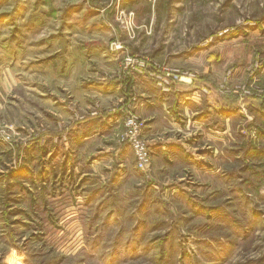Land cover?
<instances>
[{"label": "rangeland", "instance_id": "obj_1", "mask_svg": "<svg viewBox=\"0 0 264 264\" xmlns=\"http://www.w3.org/2000/svg\"><path fill=\"white\" fill-rule=\"evenodd\" d=\"M68 18L80 45L107 47L96 60L146 56L191 80L185 146L141 171L84 142L78 83L37 65L66 60L49 41ZM0 264H264V0H0Z\"/></svg>", "mask_w": 264, "mask_h": 264}, {"label": "crops", "instance_id": "obj_2", "mask_svg": "<svg viewBox=\"0 0 264 264\" xmlns=\"http://www.w3.org/2000/svg\"><path fill=\"white\" fill-rule=\"evenodd\" d=\"M69 22H72L70 18L66 22L69 28H65L67 31L62 32L64 36L55 34L56 36L53 35L49 41L53 49L60 51L59 54L62 50L65 52L63 55L67 56L66 60L59 63L57 59H53L37 65L52 66L54 74L51 76L54 81L78 83L76 85L78 90L74 91V99L71 101L72 104L69 101V105L77 113L78 111L83 112L80 116L83 120L74 121V126L80 125L81 130L86 131L83 135L84 142L96 140V136H100L101 142L107 141L108 148H105L106 151L103 154L109 153L110 155L112 150V155L118 161L126 155L124 153L126 152L131 156V161L135 162L134 152L129 145L115 143V135L124 125L126 107L132 106L146 121L145 137L154 159L175 147L185 146L184 141L191 136V127L200 123L196 117L198 112H194L193 109V107H199L200 99L190 93L191 88L184 87L182 84H190L191 80L182 78L178 81L174 80L177 83L173 91L162 93L153 79L146 75L130 77L122 75L119 70L122 62L117 59L118 56L106 51L101 54L105 60L102 59L104 63L96 60L87 51L89 49L103 51L107 50V47L93 43L88 46L80 45L76 42L75 31H69L75 27L76 22ZM89 26L90 22L81 25L82 32H87ZM103 28L109 33L117 34V30L108 24H104ZM79 48L86 52H80L78 56L68 58L66 51L73 49L81 51L82 49ZM56 64L57 69L54 68ZM95 110L98 115L91 114V111ZM111 143L114 145L110 146ZM100 149L105 150L104 147ZM118 167L123 168L121 161Z\"/></svg>", "mask_w": 264, "mask_h": 264}, {"label": "built area", "instance_id": "obj_3", "mask_svg": "<svg viewBox=\"0 0 264 264\" xmlns=\"http://www.w3.org/2000/svg\"><path fill=\"white\" fill-rule=\"evenodd\" d=\"M125 24L126 29L130 33L134 31V22L132 18L125 19ZM110 50L114 52H124L125 47L122 41L116 40L111 43ZM122 66L123 72L125 73L124 75L127 77L132 75H146L153 79L161 91L167 93L171 89L174 77L171 75L169 69L163 67L149 57L126 54ZM96 113L97 110L91 111L92 115ZM124 115L123 132L120 134L119 141L132 148L137 169L145 171L152 163V152L144 135L146 121L132 106H129L128 109L125 110Z\"/></svg>", "mask_w": 264, "mask_h": 264}, {"label": "trees", "instance_id": "obj_4", "mask_svg": "<svg viewBox=\"0 0 264 264\" xmlns=\"http://www.w3.org/2000/svg\"><path fill=\"white\" fill-rule=\"evenodd\" d=\"M214 109H215V107H214Z\"/></svg>", "mask_w": 264, "mask_h": 264}]
</instances>
